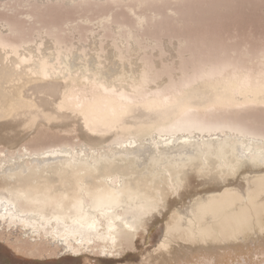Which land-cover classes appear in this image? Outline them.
I'll use <instances>...</instances> for the list:
<instances>
[{
  "label": "bare ground",
  "instance_id": "1",
  "mask_svg": "<svg viewBox=\"0 0 264 264\" xmlns=\"http://www.w3.org/2000/svg\"><path fill=\"white\" fill-rule=\"evenodd\" d=\"M243 1L0 0V226L122 253L180 198L165 264L264 253V45L187 28Z\"/></svg>",
  "mask_w": 264,
  "mask_h": 264
},
{
  "label": "rangeland",
  "instance_id": "2",
  "mask_svg": "<svg viewBox=\"0 0 264 264\" xmlns=\"http://www.w3.org/2000/svg\"><path fill=\"white\" fill-rule=\"evenodd\" d=\"M246 1L247 3L243 1L244 5L240 2L235 6L233 5V7H228L227 10L226 8H222L219 12L215 11L214 14L213 12L200 13L203 15V18H206L202 20L199 17L200 14L198 16L196 15L199 17L198 21L195 22L197 20L195 19L194 22H189L192 24L189 25L187 23V28L189 30L194 29L196 31L195 33L193 32L194 34H198L201 38H207V40L216 38L215 40L222 39V41H227V43L229 41L231 43L236 42L235 44L249 42L252 46L255 44L262 46L264 45V0ZM199 19L202 21H199ZM47 136L45 135L42 139L47 140L53 137ZM184 200L186 202L188 197H184ZM169 201L171 202H169L167 210L151 223L145 237H139L135 248L128 249L122 253L109 255L100 253L98 250L96 252L90 250V252H82V254L76 255L71 253L66 254V252L60 254L59 247H54L44 239L33 238L24 232H20V234L19 231L13 232L11 228L0 226V264H147V260L154 262V264H165L166 262L164 260L167 261L170 258H174V255L180 252H178V246L176 245L169 253L156 251V245L153 246L157 238L156 234L160 226H162V223L164 222L163 225L166 223L171 210L178 209L184 203L180 198ZM259 245L260 242H257V247ZM188 251L184 249L185 254ZM246 256H248L246 257L248 260L246 264H260L264 260V253H260L259 256H249L247 254ZM230 258L233 260H230ZM238 262H243L242 257L234 258V256H229L226 264H238Z\"/></svg>",
  "mask_w": 264,
  "mask_h": 264
},
{
  "label": "snow or ice",
  "instance_id": "3",
  "mask_svg": "<svg viewBox=\"0 0 264 264\" xmlns=\"http://www.w3.org/2000/svg\"><path fill=\"white\" fill-rule=\"evenodd\" d=\"M179 106H180V100L178 98L177 102L166 104L164 110H173L174 111ZM134 107H137V106L132 104L131 102H129L128 108L131 109V108H134ZM122 114L123 113H121V115Z\"/></svg>",
  "mask_w": 264,
  "mask_h": 264
}]
</instances>
